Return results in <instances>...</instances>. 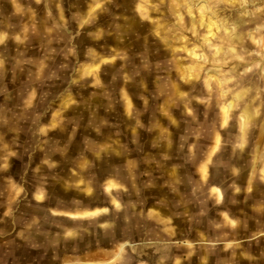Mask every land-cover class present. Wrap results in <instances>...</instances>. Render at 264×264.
I'll return each mask as SVG.
<instances>
[{"label": "clouds", "instance_id": "obj_1", "mask_svg": "<svg viewBox=\"0 0 264 264\" xmlns=\"http://www.w3.org/2000/svg\"><path fill=\"white\" fill-rule=\"evenodd\" d=\"M0 264H264V0H0Z\"/></svg>", "mask_w": 264, "mask_h": 264}]
</instances>
